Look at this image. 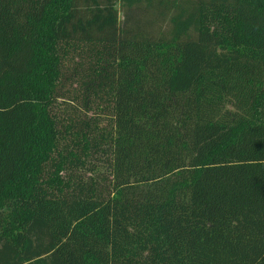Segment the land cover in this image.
Returning a JSON list of instances; mask_svg holds the SVG:
<instances>
[{"label": "trees", "instance_id": "16d2710c", "mask_svg": "<svg viewBox=\"0 0 264 264\" xmlns=\"http://www.w3.org/2000/svg\"><path fill=\"white\" fill-rule=\"evenodd\" d=\"M0 264H264V0H0Z\"/></svg>", "mask_w": 264, "mask_h": 264}, {"label": "rangeland", "instance_id": "374dc122", "mask_svg": "<svg viewBox=\"0 0 264 264\" xmlns=\"http://www.w3.org/2000/svg\"><path fill=\"white\" fill-rule=\"evenodd\" d=\"M121 17H122V15H121Z\"/></svg>", "mask_w": 264, "mask_h": 264}]
</instances>
